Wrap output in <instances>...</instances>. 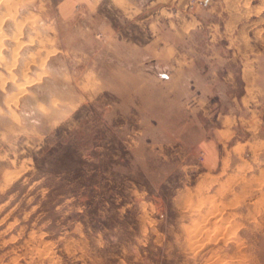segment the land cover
I'll list each match as a JSON object with an SVG mask.
<instances>
[{
  "label": "rangeland",
  "instance_id": "obj_1",
  "mask_svg": "<svg viewBox=\"0 0 264 264\" xmlns=\"http://www.w3.org/2000/svg\"><path fill=\"white\" fill-rule=\"evenodd\" d=\"M1 98L0 264H264V0H0Z\"/></svg>",
  "mask_w": 264,
  "mask_h": 264
},
{
  "label": "crops",
  "instance_id": "obj_2",
  "mask_svg": "<svg viewBox=\"0 0 264 264\" xmlns=\"http://www.w3.org/2000/svg\"><path fill=\"white\" fill-rule=\"evenodd\" d=\"M102 28H108L107 25L101 26ZM53 55V54H52ZM147 57H141L140 61L138 62V65L134 69H128L127 67H109L108 72V80L111 81L113 79L122 83L124 87L127 86V82H129V87L138 86L141 87L143 85V81L149 78H154V80L158 83V81H162L165 79V77H168L166 74H168L167 71L164 70V68L158 69L153 64L146 65V59ZM184 79V80H183ZM182 79V84L186 85L188 80L184 77ZM3 105L4 101L3 98L0 100V137L3 135ZM220 121V128H217V133H226L231 134L233 132V126L234 124H237V118L233 115H222L219 117Z\"/></svg>",
  "mask_w": 264,
  "mask_h": 264
}]
</instances>
